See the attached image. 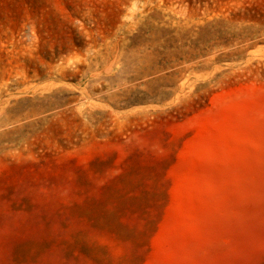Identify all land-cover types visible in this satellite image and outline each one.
I'll use <instances>...</instances> for the list:
<instances>
[{
    "label": "rangeland",
    "instance_id": "rangeland-1",
    "mask_svg": "<svg viewBox=\"0 0 264 264\" xmlns=\"http://www.w3.org/2000/svg\"><path fill=\"white\" fill-rule=\"evenodd\" d=\"M0 264H264V0H0Z\"/></svg>",
    "mask_w": 264,
    "mask_h": 264
}]
</instances>
